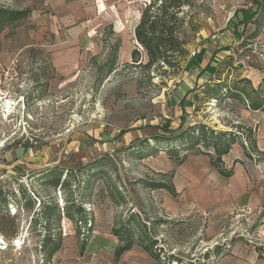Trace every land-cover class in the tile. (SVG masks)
I'll return each instance as SVG.
<instances>
[{"label": "rangeland", "instance_id": "obj_1", "mask_svg": "<svg viewBox=\"0 0 264 264\" xmlns=\"http://www.w3.org/2000/svg\"><path fill=\"white\" fill-rule=\"evenodd\" d=\"M47 1L0 0L9 11L30 10L0 25V264H76L92 252L85 264H101L97 253L116 231L152 246L161 264H218L225 255L240 264H264V203L217 219L164 208L197 204L194 166L217 154L212 140L196 141L202 126L208 136L225 135L220 150L227 140H247L235 165L244 166L249 190L264 187V152L248 126L250 117L264 115L250 108L256 101L264 105V15L256 20L261 39L218 42L232 35L226 25L235 10L251 9L252 2L197 0L198 30L187 32L190 56L205 39L226 49L212 73L219 80L215 87L195 91L183 85L188 59L176 69L152 70V78L132 63L139 47L135 27L150 0H54L58 12ZM62 18L68 22L60 28ZM147 127L157 128L150 140L123 139L107 150L88 135L91 129L129 133ZM67 141L82 143L83 160L67 151L57 156L60 165L37 167L9 157L17 148H62ZM222 160L230 169L232 162ZM234 200L247 204L244 197ZM79 220L88 221V232ZM17 238L21 245L14 244Z\"/></svg>", "mask_w": 264, "mask_h": 264}, {"label": "crops", "instance_id": "obj_2", "mask_svg": "<svg viewBox=\"0 0 264 264\" xmlns=\"http://www.w3.org/2000/svg\"><path fill=\"white\" fill-rule=\"evenodd\" d=\"M252 5L250 8H240L235 10L230 19V23L226 25V27H231L232 35L226 36L222 40L218 42H249L251 39H261L262 35L261 27L257 24L256 20L259 16L264 15V1L263 0H251ZM47 5L54 9V11L58 12V6L54 3V0H48ZM257 11V12H256ZM68 22L67 18H62V23H60L59 27L62 28L65 26V23ZM229 25V26H228ZM54 27H57L55 25ZM67 32L71 31L70 29H65ZM59 38L58 31L55 33ZM214 37V36H213ZM60 40V39H59ZM204 44L200 50H197V53L191 55L185 65V73L186 78L184 79L183 85L185 88L187 87H196V90L200 88H205L206 84H212L213 82H218V79H213L214 76L213 70H216V66L218 64L221 56L219 55L221 51L226 49L224 43L217 44L212 42L211 39H205L203 41ZM229 45V44H228ZM213 47V49H211ZM186 88V89H187ZM188 88V89H190ZM186 94V93H185ZM255 113H263L260 109L252 110ZM248 117L249 111L245 110ZM256 119L250 117L252 121H249L248 126L250 129L255 131V147L260 152H264V115L256 114ZM160 131V129L158 128ZM170 132V131H169ZM157 133V128L155 127H147V128H139L129 133L121 130L111 129L108 132H99V131H88V135H92L97 144L103 148V150H107V147L120 145L122 140H138L144 139ZM87 135V136H88ZM147 140H150L147 138ZM93 142V141H92ZM247 140L242 139L240 142L233 143L229 151L221 156V159H227L231 161V168L227 170H232L233 173L230 176L223 175L211 162L210 157H204V154H198L204 157V163L199 166H194V171L196 175H199V183H197L193 189L194 200L197 204H165L164 208L168 214L170 212L179 213L181 209H188L195 211L197 213H207L209 212L211 216L217 219L220 216L225 214L232 213L235 209H253L257 208L258 203H264V187L258 191H251L246 186L245 180V168L242 164L235 165V158H241L244 155L243 145L246 144ZM88 143L87 141L83 142ZM95 143V141H94ZM63 145V143H61ZM96 144V143H95ZM82 143L69 142L68 141L63 145L62 148H59V144H54L53 146L41 145L34 146L28 149L25 148H17L14 151H11L9 157L15 164L27 163L28 165L34 164L37 167L49 166L50 164H58L60 165L62 161L57 156H63L67 154V151L73 153V156L77 161L83 160L85 157L82 155L81 151H83ZM60 151L59 154H56ZM225 156V158H223ZM56 159V160H52ZM184 158L181 163L185 160ZM223 161V160H222ZM235 161V162H234ZM223 164V162H222ZM228 166V165H227ZM225 167V166H224ZM235 197H241L246 199L247 204H235ZM80 208L83 209L81 206ZM135 217L139 214L137 212H133ZM137 215V216H136ZM69 219H73V216H67ZM139 218V216L137 217ZM81 225L85 224L84 229H87L88 232V221L84 223V221H78ZM100 223L102 220L99 221ZM145 223V221H142ZM89 227L92 225V221L89 222ZM119 229V228H118ZM113 238H109V246H105V249H101L97 253V257H103L104 260L100 261L101 264H161L160 260L157 259L151 251L147 250L145 247L147 245L138 243L133 238L129 240H125L120 236V231H116V233L112 234ZM155 239V237H153ZM127 241L132 243L131 247L125 251H123L120 255H117V251L119 248L126 244ZM86 246V242L82 245V249L84 250ZM156 246V245H155ZM108 249V250H107ZM107 254V256H106ZM95 254L92 252L89 256H85L82 259V256H79V260L76 261V264H85L86 261L90 260V258ZM108 258L105 261V258ZM218 264H240L237 262L234 257L231 255H225L220 263Z\"/></svg>", "mask_w": 264, "mask_h": 264}, {"label": "trees", "instance_id": "obj_3", "mask_svg": "<svg viewBox=\"0 0 264 264\" xmlns=\"http://www.w3.org/2000/svg\"><path fill=\"white\" fill-rule=\"evenodd\" d=\"M197 6V0H150L147 2L141 11L139 22L134 31L135 39L140 48L138 47L132 51V63L146 69L148 74L152 70L158 72L164 68V66H169L175 69L181 67L182 63L190 57L188 48L189 37L187 32L188 30L192 32L198 30L197 12L195 10ZM28 13H30V10L13 12L4 7H0V25L4 24L6 21H18V19L23 18ZM144 54L147 56V61L145 63H143ZM149 75V77L152 78L151 74ZM214 87L215 84H206L205 89H212ZM250 108L253 110H264V105L262 102L258 103L256 101L253 103V106H250ZM205 128V126H202L203 132L201 135L199 134L196 141H198L199 138L212 140L211 143L217 153L216 156L208 154L211 158L212 164L223 175H232V170H227L221 165V156L227 153L231 148V145L236 143L237 140L235 138L227 140L223 144V150H220L217 145L223 140L225 135L213 132L218 136H208V132L205 131ZM195 129V127L190 128V132L194 133ZM188 138H191V135H189ZM199 153L206 154L202 153L200 150ZM57 180L60 182L61 177L57 178ZM79 210L82 211V208H79ZM70 216L72 217L73 215ZM131 245L132 243L127 241L125 245L119 248L117 255H120L123 251L129 249ZM145 248L151 251V253L159 259V254L153 250L152 246H146ZM55 251L56 250L52 253Z\"/></svg>", "mask_w": 264, "mask_h": 264}, {"label": "bare ground", "instance_id": "obj_4", "mask_svg": "<svg viewBox=\"0 0 264 264\" xmlns=\"http://www.w3.org/2000/svg\"><path fill=\"white\" fill-rule=\"evenodd\" d=\"M0 243H3V240H0ZM14 244L17 246V245H21V239L20 238H17L14 240Z\"/></svg>", "mask_w": 264, "mask_h": 264}, {"label": "built area", "instance_id": "obj_5", "mask_svg": "<svg viewBox=\"0 0 264 264\" xmlns=\"http://www.w3.org/2000/svg\"><path fill=\"white\" fill-rule=\"evenodd\" d=\"M81 224H82V222H81ZM90 225V224H89ZM4 243V242H3Z\"/></svg>", "mask_w": 264, "mask_h": 264}]
</instances>
